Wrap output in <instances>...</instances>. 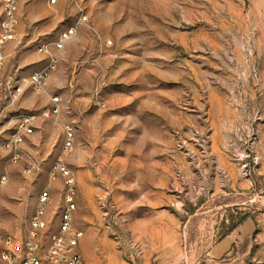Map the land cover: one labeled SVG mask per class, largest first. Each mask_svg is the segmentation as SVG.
Returning <instances> with one entry per match:
<instances>
[{"label":"rangeland","instance_id":"rangeland-1","mask_svg":"<svg viewBox=\"0 0 264 264\" xmlns=\"http://www.w3.org/2000/svg\"><path fill=\"white\" fill-rule=\"evenodd\" d=\"M81 2L89 25L57 50L46 91L18 101L39 116L24 145L35 165L0 157L3 227L24 237L47 188L46 234L57 230L61 160L85 264H264V0ZM16 11L4 72L22 80L77 12L70 0H18ZM51 96L60 111L45 117Z\"/></svg>","mask_w":264,"mask_h":264},{"label":"built area","instance_id":"built-area-1","mask_svg":"<svg viewBox=\"0 0 264 264\" xmlns=\"http://www.w3.org/2000/svg\"><path fill=\"white\" fill-rule=\"evenodd\" d=\"M4 13L0 21V122L6 120L7 135L0 139V157L3 155L8 162H17L27 159L31 169L35 161L27 154L24 145L27 138L34 133L38 114L35 112H18L17 104L26 90L33 88L39 92L46 91L49 76L58 66L57 50L63 49L78 31L79 26L89 25V16L81 0H70L77 17L73 24L63 28L53 40L42 42L38 50L45 55L46 62L22 80L13 74H6L5 49L7 44L16 37L18 24V0H0ZM57 0H50L55 3ZM111 40H109V43ZM52 104L42 115L45 117L57 116L60 111V100L51 96ZM73 143V132L67 127V138L64 148L69 149ZM58 171L65 177L66 192L64 206L61 210L58 228L51 234H46L50 220L47 209L50 204V192L45 188L40 192L34 212L27 221L24 237L7 231L0 220V264H85L82 254L78 250L81 230L73 226L74 179L70 170L59 160L52 170V175ZM7 181V176L0 177V190Z\"/></svg>","mask_w":264,"mask_h":264},{"label":"trees","instance_id":"trees-1","mask_svg":"<svg viewBox=\"0 0 264 264\" xmlns=\"http://www.w3.org/2000/svg\"><path fill=\"white\" fill-rule=\"evenodd\" d=\"M246 215H244L242 218H241V220L242 221H244V219H246ZM239 223H241V222H239ZM239 223H236V224H233L230 228H229V230L227 231V232H225L223 235H221L220 236V239H222V238H224L226 235H228L229 233H231L238 225H239Z\"/></svg>","mask_w":264,"mask_h":264},{"label":"crops","instance_id":"crops-1","mask_svg":"<svg viewBox=\"0 0 264 264\" xmlns=\"http://www.w3.org/2000/svg\"><path fill=\"white\" fill-rule=\"evenodd\" d=\"M235 230V229H234ZM233 230V231H234ZM233 231L231 232V233H229L228 235H226L224 238H222V243H225V242H227L228 240V238H230V237H232V233H233ZM224 241V242H223ZM235 241V245H237V242H236V240H234ZM241 243L243 242L242 240L240 241ZM228 243V242H227ZM229 244H232V242H229ZM227 245V244H226Z\"/></svg>","mask_w":264,"mask_h":264}]
</instances>
